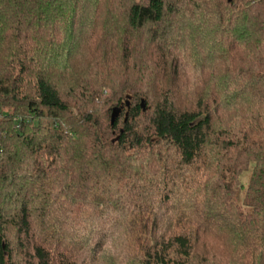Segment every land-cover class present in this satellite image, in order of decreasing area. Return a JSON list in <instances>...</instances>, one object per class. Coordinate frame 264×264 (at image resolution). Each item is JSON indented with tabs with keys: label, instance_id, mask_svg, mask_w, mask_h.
<instances>
[{
	"label": "trees",
	"instance_id": "16d2710c",
	"mask_svg": "<svg viewBox=\"0 0 264 264\" xmlns=\"http://www.w3.org/2000/svg\"><path fill=\"white\" fill-rule=\"evenodd\" d=\"M0 264H264V0H0Z\"/></svg>",
	"mask_w": 264,
	"mask_h": 264
},
{
	"label": "water",
	"instance_id": "95a60500",
	"mask_svg": "<svg viewBox=\"0 0 264 264\" xmlns=\"http://www.w3.org/2000/svg\"><path fill=\"white\" fill-rule=\"evenodd\" d=\"M230 1L231 0H228V2H230ZM129 99H130V97L127 96L126 97V102H125L127 108H129ZM140 106H141L142 110L145 109V102H144V100H141ZM113 121H114V119H112V122L111 123H113Z\"/></svg>",
	"mask_w": 264,
	"mask_h": 264
},
{
	"label": "rangeland",
	"instance_id": "374dc122",
	"mask_svg": "<svg viewBox=\"0 0 264 264\" xmlns=\"http://www.w3.org/2000/svg\"><path fill=\"white\" fill-rule=\"evenodd\" d=\"M127 97V96H126ZM131 98V97H130ZM125 101H126V99H125Z\"/></svg>",
	"mask_w": 264,
	"mask_h": 264
}]
</instances>
